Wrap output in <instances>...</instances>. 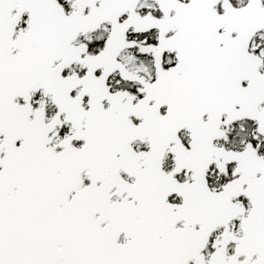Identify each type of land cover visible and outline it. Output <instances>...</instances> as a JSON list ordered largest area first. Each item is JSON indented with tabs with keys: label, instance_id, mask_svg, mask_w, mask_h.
I'll return each instance as SVG.
<instances>
[{
	"label": "snow or ice",
	"instance_id": "obj_1",
	"mask_svg": "<svg viewBox=\"0 0 264 264\" xmlns=\"http://www.w3.org/2000/svg\"><path fill=\"white\" fill-rule=\"evenodd\" d=\"M0 264H264V0H0Z\"/></svg>",
	"mask_w": 264,
	"mask_h": 264
}]
</instances>
